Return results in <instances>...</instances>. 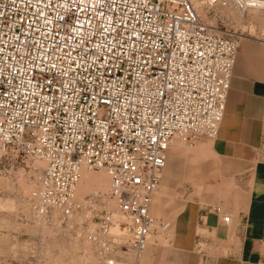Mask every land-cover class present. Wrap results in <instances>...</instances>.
<instances>
[{
    "label": "built area",
    "instance_id": "obj_1",
    "mask_svg": "<svg viewBox=\"0 0 264 264\" xmlns=\"http://www.w3.org/2000/svg\"><path fill=\"white\" fill-rule=\"evenodd\" d=\"M242 38L192 0H0V149L37 171L15 223L72 264H140L172 226L152 211L170 147L217 136Z\"/></svg>",
    "mask_w": 264,
    "mask_h": 264
},
{
    "label": "rangeland",
    "instance_id": "obj_2",
    "mask_svg": "<svg viewBox=\"0 0 264 264\" xmlns=\"http://www.w3.org/2000/svg\"><path fill=\"white\" fill-rule=\"evenodd\" d=\"M258 1L254 8L246 9L232 0H221L214 6L203 3L199 4V12L206 13L212 24L241 34L245 39L264 41V0ZM207 140L203 138L196 144L182 142L170 147L152 211L155 217L171 221L172 227L164 236L151 237L140 264H157L153 257L160 256L163 249L172 251V255L187 252L186 247L182 248L175 242L174 232L180 223L189 226L181 227L179 235L190 229V223L179 220L175 224L180 212L184 214L180 218L186 217L189 207L199 214L198 223L194 222L195 227L190 233L189 249L198 257L199 264H221L227 259L237 258L243 264H264V246L249 247L244 244L241 223L237 220L249 187L252 166L212 158L207 150L201 149ZM0 155L3 156L0 168L4 174L0 184L4 193L0 196V264H72L75 249L59 241L46 245L38 237L30 238L15 223L14 215L20 197L31 189L37 171L9 150L0 149ZM223 173H227L226 178ZM92 185L86 181L79 196L91 190L104 191L107 188L97 189ZM208 211L217 212L220 220L216 226L209 228L207 218H203L207 217ZM225 215L231 217L228 226L222 223ZM166 256L165 252L164 259Z\"/></svg>",
    "mask_w": 264,
    "mask_h": 264
},
{
    "label": "crops",
    "instance_id": "obj_3",
    "mask_svg": "<svg viewBox=\"0 0 264 264\" xmlns=\"http://www.w3.org/2000/svg\"><path fill=\"white\" fill-rule=\"evenodd\" d=\"M201 149L207 150L214 159L252 166L249 187L237 220L241 223L244 244L249 247L264 246V41L247 38L240 43L224 118L217 136L207 140ZM226 174L223 173L224 178ZM220 180L222 184V176ZM188 209L186 217L180 218L184 214L179 213L175 224L181 220L190 223V229L179 235L181 227L189 226L180 223L174 232L175 242L182 248L186 247L187 252L172 255V251L163 249L160 256L153 257L156 258L154 263L199 264L198 257L189 250L190 233L195 227L194 222L199 220V214L191 207ZM217 216L215 211L207 212V217H203L207 218V228L220 223ZM165 252L167 256L164 259ZM221 264L243 262L237 258L227 259Z\"/></svg>",
    "mask_w": 264,
    "mask_h": 264
},
{
    "label": "bare ground",
    "instance_id": "obj_4",
    "mask_svg": "<svg viewBox=\"0 0 264 264\" xmlns=\"http://www.w3.org/2000/svg\"><path fill=\"white\" fill-rule=\"evenodd\" d=\"M193 2H194V4H195V6L197 7V8H200L201 6L199 5V4H203V3H205L204 2V0H192ZM253 4H255L254 5V7L257 5V4H259V1L258 0H256L255 1V3H253ZM243 40H245V38L243 37L242 39H241V42L243 41ZM240 42V43H241ZM211 140V139H210ZM200 141V140H199ZM198 141V142H199ZM197 142V143H198ZM178 143H182V142H178V141H175L173 144H172V146L173 145H176V144H178ZM196 144V143H195ZM171 146V147H172ZM104 173V174H103ZM95 175H97V176H95ZM88 182V184H93L92 186H96V188L97 189H103V188H105L106 186H107V188H108V185H109V178H108V176L106 175V173L105 172H103V171H99V172H87V173H85L84 174V176H83V180H82V182L80 183V186H79V189H78V192H77V196L79 197V198H82L84 195H86V194H88V193H90L91 191H93V190H91L90 192H88V193H86V194H83L82 196H79V194H80V191L82 190V187H83V185H84V183L85 182ZM107 188L105 189V190H107ZM104 190V191H105ZM159 191V190H158ZM171 222V221H170ZM172 223V222H171ZM172 227V226H171ZM171 229V228H170ZM151 237H153V236H150L149 238H148V245H149V241H150V239H151ZM143 256V255H142ZM142 258V257H141Z\"/></svg>",
    "mask_w": 264,
    "mask_h": 264
}]
</instances>
